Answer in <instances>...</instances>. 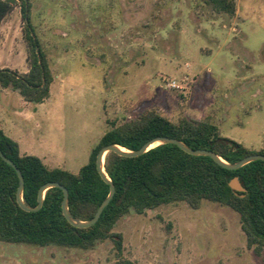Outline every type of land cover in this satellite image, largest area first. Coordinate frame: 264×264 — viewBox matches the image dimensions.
Segmentation results:
<instances>
[{"label":"rangeland","instance_id":"obj_1","mask_svg":"<svg viewBox=\"0 0 264 264\" xmlns=\"http://www.w3.org/2000/svg\"><path fill=\"white\" fill-rule=\"evenodd\" d=\"M233 1L234 15L201 0H33L31 22L54 77L50 98L28 102L0 86V128L23 154L73 173L113 123L150 110L214 123L264 151V0ZM24 28L16 6L0 25V69L29 71ZM113 231L135 264H264L239 214L216 202L131 210ZM115 260L111 240L91 250L0 241V264Z\"/></svg>","mask_w":264,"mask_h":264},{"label":"trees","instance_id":"obj_2","mask_svg":"<svg viewBox=\"0 0 264 264\" xmlns=\"http://www.w3.org/2000/svg\"><path fill=\"white\" fill-rule=\"evenodd\" d=\"M201 1L218 13H236L233 0ZM32 3L33 0H0V25L16 6L23 12L29 63V71L24 74L0 69V86L11 87L28 102L43 103L50 98L54 77L31 22ZM157 137L176 138L193 149L212 151L231 164L252 154L264 155L263 150L251 151L224 137L214 123L191 118L174 122L153 110L120 124L113 123L78 173L51 168L39 157L23 154L19 144L1 128L0 148L24 176L23 199L27 205L36 207L41 187L58 182L69 191L72 215L81 221H89L110 193V185L102 179L97 168L100 150L113 144L138 151ZM103 168L115 185V196L94 226L77 228L65 218L62 211L64 194L56 187L45 193L41 210L24 211L17 203L18 175L0 157V241L91 250L98 243L111 240L115 250L114 264H135L123 255V235L113 231L131 210L144 214L163 205L181 202L198 209L204 201H209L238 213L248 248L257 256L264 252V161L251 162L232 171L211 157L192 156L177 145L162 144L133 158L109 152ZM235 177H239L246 193L238 195L231 189L229 183Z\"/></svg>","mask_w":264,"mask_h":264},{"label":"water","instance_id":"obj_3","mask_svg":"<svg viewBox=\"0 0 264 264\" xmlns=\"http://www.w3.org/2000/svg\"><path fill=\"white\" fill-rule=\"evenodd\" d=\"M154 144H156V145L153 146ZM162 144L177 145L184 152H186L192 156L211 157L216 163H218L222 167L227 168V169L232 170V171H236V170L246 166L247 164H249L251 162L264 161V155L263 154H252V155H249V156L239 160L236 163L231 164V163H228L225 160H223L221 157H219L216 153H214L212 151L205 150V149H193V148L189 147L187 144H185L183 141L176 139V138H170V137L154 138L151 141H149L147 144H145L138 151L126 150L125 148H122L118 145H113V144L107 145V146L103 147L97 155V168H98V171H99L102 179L110 185V193H109L108 197L99 206L95 216L91 220L81 221V220L77 219L76 217H74L69 210V198H70V196H69L68 189L58 182L47 183L43 187H41V189L39 190V194H38V205L36 207H31V206L27 205L23 199V191L25 188V179H24V176H23L21 170L16 166V164L11 159H9L3 153L1 148H0V157L7 164H9L11 167H13L15 169L17 175H18L19 187H18V191H17V203L24 211L37 212V211L41 210L43 205H44L45 193L50 188L56 187V188L61 189L63 191V194H64V199H63V203H62V211H63V214H64L65 218L67 219V221L71 225H73L74 227H77V228H89V227L94 226L99 221L103 211L110 204V202L114 198L115 192H116L115 185L113 184L111 179L108 177V175L106 174V172L103 168L106 155L109 152H114V153H116L120 156H123V157L133 158V157L141 156L144 153L148 152L150 149H152L156 146L162 145ZM229 185H230L231 189L233 191H235L238 195H239V193H246V189L242 186L239 177H235L234 179H232L230 181ZM240 196L243 197L244 195H240Z\"/></svg>","mask_w":264,"mask_h":264},{"label":"built area","instance_id":"obj_4","mask_svg":"<svg viewBox=\"0 0 264 264\" xmlns=\"http://www.w3.org/2000/svg\"><path fill=\"white\" fill-rule=\"evenodd\" d=\"M167 87L168 88H178V86L176 85L175 82H170V81H167Z\"/></svg>","mask_w":264,"mask_h":264},{"label":"clouds","instance_id":"obj_5","mask_svg":"<svg viewBox=\"0 0 264 264\" xmlns=\"http://www.w3.org/2000/svg\"><path fill=\"white\" fill-rule=\"evenodd\" d=\"M208 95L211 96V93H208ZM204 110H205V109H204ZM204 110H203V111H204ZM191 112H192L193 115H196V114H199V113L202 112V111L191 109Z\"/></svg>","mask_w":264,"mask_h":264},{"label":"bare ground","instance_id":"obj_6","mask_svg":"<svg viewBox=\"0 0 264 264\" xmlns=\"http://www.w3.org/2000/svg\"><path fill=\"white\" fill-rule=\"evenodd\" d=\"M156 144H154L153 146H155Z\"/></svg>","mask_w":264,"mask_h":264}]
</instances>
